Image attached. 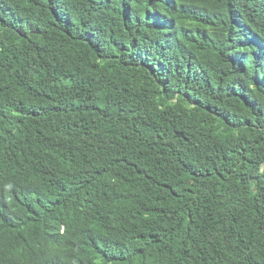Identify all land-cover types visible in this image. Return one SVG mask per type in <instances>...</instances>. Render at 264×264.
<instances>
[{"label": "trees", "instance_id": "trees-1", "mask_svg": "<svg viewBox=\"0 0 264 264\" xmlns=\"http://www.w3.org/2000/svg\"><path fill=\"white\" fill-rule=\"evenodd\" d=\"M0 264H264V0H0Z\"/></svg>", "mask_w": 264, "mask_h": 264}, {"label": "water", "instance_id": "water-1", "mask_svg": "<svg viewBox=\"0 0 264 264\" xmlns=\"http://www.w3.org/2000/svg\"><path fill=\"white\" fill-rule=\"evenodd\" d=\"M177 137L182 138V137H184V135H183L182 133H178V134H177Z\"/></svg>", "mask_w": 264, "mask_h": 264}]
</instances>
